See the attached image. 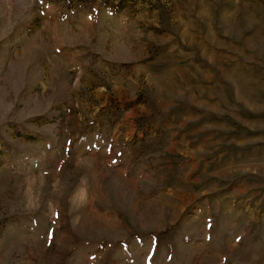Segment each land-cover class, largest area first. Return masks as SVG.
I'll return each instance as SVG.
<instances>
[{
    "label": "rangeland",
    "instance_id": "1",
    "mask_svg": "<svg viewBox=\"0 0 264 264\" xmlns=\"http://www.w3.org/2000/svg\"><path fill=\"white\" fill-rule=\"evenodd\" d=\"M0 264H264V0H0Z\"/></svg>",
    "mask_w": 264,
    "mask_h": 264
}]
</instances>
